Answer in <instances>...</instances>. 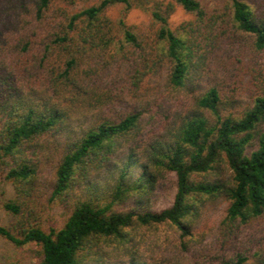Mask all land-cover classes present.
<instances>
[{
  "label": "trees",
  "instance_id": "trees-1",
  "mask_svg": "<svg viewBox=\"0 0 264 264\" xmlns=\"http://www.w3.org/2000/svg\"><path fill=\"white\" fill-rule=\"evenodd\" d=\"M75 6V0H0V185L14 193L0 195V209L12 218L0 224V239L36 264H155L140 252L136 229L169 225L184 239L206 203L219 198L229 202L228 227L264 216V92L239 118L225 113L220 89L200 92L195 110L145 144L137 137L142 112L122 100L142 87L141 97L152 98L142 84L163 66L174 90L193 93L208 56L232 32L264 51L258 5L101 0ZM178 6L195 21L172 28ZM137 8L149 12V26L128 24ZM123 66L132 67L129 79L101 114L77 126L75 110L88 89ZM169 172L176 177L173 203L157 211L153 200ZM211 173L217 177L197 179ZM54 207L64 210L62 223L47 222ZM253 258L239 255L225 264H264V249Z\"/></svg>",
  "mask_w": 264,
  "mask_h": 264
},
{
  "label": "rangeland",
  "instance_id": "rangeland-1",
  "mask_svg": "<svg viewBox=\"0 0 264 264\" xmlns=\"http://www.w3.org/2000/svg\"><path fill=\"white\" fill-rule=\"evenodd\" d=\"M100 1L75 0V8L88 7ZM251 1L258 5V15L264 17V0ZM120 10V7L114 8L112 15L119 16ZM126 20L131 26L146 27L151 24L149 12L139 8L130 11ZM193 21L195 16L180 6L170 18L172 28ZM208 58L205 71L195 81L197 88L193 93L174 90L168 84L169 69L163 66L158 74L151 80L147 78L142 84L151 88L153 99L141 97V94L143 96L146 92L145 87L134 92L140 97L134 94L126 95L122 99L123 107L137 106L143 114L137 133V137L143 139V144L150 143L168 132L179 116L195 110V98L200 92L212 87L220 89L227 101L225 113L233 114L237 118L264 92V51L254 50L250 36L232 32L230 38L218 43ZM115 68L107 72L105 82L88 89L85 102L75 110L77 126H85L101 114L106 106L104 102L107 103L108 99L113 97V93L122 87L133 71L131 66H123L117 68L118 70ZM229 175V171L223 167L220 177L226 179ZM216 177V174L211 173L206 177L197 176V179ZM161 183L162 189L153 200L154 209L157 211L168 208L173 203L176 191L175 174L167 173ZM13 194L11 186L0 185V195L3 199L12 197ZM228 205L229 202L224 198L208 201L202 215L192 225L191 235L184 239L169 225L136 229L140 252L155 264H225L239 255L252 262L253 255L264 249V216L247 225L228 227L224 224ZM64 216L62 208L54 207L46 219L49 224L62 223ZM11 221L12 218L0 209V224L9 225ZM22 256L18 249L0 239V264H36L35 260Z\"/></svg>",
  "mask_w": 264,
  "mask_h": 264
}]
</instances>
